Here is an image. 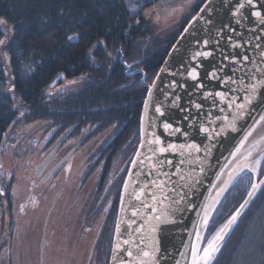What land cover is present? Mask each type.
<instances>
[{
  "label": "water",
  "instance_id": "1",
  "mask_svg": "<svg viewBox=\"0 0 264 264\" xmlns=\"http://www.w3.org/2000/svg\"><path fill=\"white\" fill-rule=\"evenodd\" d=\"M180 1L155 6L161 13ZM255 11L264 17V0H254V7L245 0H205L151 84L143 80L139 141L120 189L108 264H191L193 246L199 249L216 207L243 171L233 173L237 163L264 149V23ZM253 87L256 98L247 104ZM263 188L251 189L236 221L223 227L220 249Z\"/></svg>",
  "mask_w": 264,
  "mask_h": 264
},
{
  "label": "trees",
  "instance_id": "2",
  "mask_svg": "<svg viewBox=\"0 0 264 264\" xmlns=\"http://www.w3.org/2000/svg\"><path fill=\"white\" fill-rule=\"evenodd\" d=\"M182 1L172 12L187 3ZM204 1L193 2L175 35L161 40L153 24L131 12L124 0H0V157L13 123L39 122L69 138L92 129L99 134L112 131L114 156L128 164L139 141V117L147 88L141 82L142 74L130 77L126 68L129 73H143L145 84L150 85L176 38ZM54 82L56 86L68 82L72 87L46 96ZM17 110L26 115L18 118ZM262 177L264 157L256 181ZM253 180L250 173H242L232 183L209 221L205 244L229 221ZM1 200L10 202L9 195H0V206H4ZM114 220L115 214L112 223ZM112 225L104 246V264L109 259ZM212 264H264V188Z\"/></svg>",
  "mask_w": 264,
  "mask_h": 264
},
{
  "label": "rangeland",
  "instance_id": "3",
  "mask_svg": "<svg viewBox=\"0 0 264 264\" xmlns=\"http://www.w3.org/2000/svg\"><path fill=\"white\" fill-rule=\"evenodd\" d=\"M156 1L157 0H124L131 12L138 13L139 18L149 21L151 24H153L155 27L154 33H156V37L161 40L170 39L173 35H175L180 25V21L182 22L185 16L188 15L190 10H188V8L193 4V2H197V0H187V3L185 5L182 4L181 8L177 9L176 12H172L171 10L170 12L167 11L165 14H159L156 6L153 5ZM178 6L179 4L175 8ZM138 22L139 21H136L135 24L137 25ZM0 27L3 28L1 23ZM67 83L68 82H60V85L56 86L57 82H54L47 89L45 95L56 96L62 91H70L72 85ZM17 112L19 113L18 118L26 115L24 114V111L17 110ZM66 134L67 133H57L56 128L52 129L49 124L39 122L27 125H21L16 122L7 129L3 141L2 154L0 157V195L3 197L8 194L10 202L9 200H1V203L4 201V206H0V264H87L82 263L79 256L81 249L87 247L88 240L87 228L82 227H75L74 229L64 231V234L69 236V244L74 243L72 249L77 253L74 255V257H68V255L72 252V250L68 247V251L65 255V257L67 256L66 258H61L63 255H60L58 257L56 256L53 260H50L48 257L47 260L49 261L44 260L45 262L43 263L39 262L38 238L35 237L36 233L33 230V224L30 225L29 223L31 220L28 221L27 216H23L21 208V204H23L25 199L32 195L30 193V187L33 174L36 172L38 166L42 164L51 150L61 140H63L64 137L66 138ZM85 134L86 131L82 132L81 137L62 141L56 156L47 165V170L50 169L49 171L52 172L50 175V184H48V190L51 189L55 196H58L59 193H63L61 197H68L70 195L68 192L75 191L77 187L82 184L86 187V190L88 187L90 191L93 189V187H95L97 182V176L95 174L94 177H87L84 179L86 172L90 169V163H88V161L100 146L102 147L106 142L109 141V133H101L102 135H99V139L96 141L97 143L94 144L93 148L87 151L85 156L78 157L79 159H82V166H76L73 168L77 163V158L70 157L69 161H67L62 167H59L63 163L59 162V159L71 150L72 153L74 151L76 152L78 144L82 142ZM98 143H100V146ZM81 152L82 151L78 153ZM251 153L252 152H249L246 157ZM263 157L264 149H261L257 154H255L254 161L255 163L256 161H259V164H256L254 170H252V174L247 169L241 172V174L250 173L254 177L252 184L258 183L263 178L262 177L259 181H256V176L258 175L260 163ZM72 160L74 161L72 162ZM56 166L58 167L56 168ZM70 166L73 167L70 168ZM120 167L121 165L119 164L117 158L114 157V162L112 163L113 172L110 176V180L113 179L114 174L119 170ZM41 169L43 168L41 167ZM241 174H238L235 180ZM41 175L44 176V172H42ZM37 180L32 191H34L37 197H39V193L44 190V187L40 185V183H37ZM235 180H233V182ZM55 182L56 185L54 184ZM233 182H231L230 186ZM238 183H241V181H238ZM251 189L252 186L250 187V190ZM85 199L86 195L82 194L81 198L77 201V204L74 207L75 213H78V210L80 211L83 209ZM5 202L7 206L5 205ZM69 203L70 198H63L59 201L57 200L55 205L57 207L60 206V210L62 211V208L67 206ZM9 205H11V209L9 208ZM83 241H85V243L79 246V243ZM207 243L205 244L204 240H202L199 249L202 250L203 247L207 245ZM46 250L47 246L45 248V252Z\"/></svg>",
  "mask_w": 264,
  "mask_h": 264
},
{
  "label": "flooded vegetation",
  "instance_id": "4",
  "mask_svg": "<svg viewBox=\"0 0 264 264\" xmlns=\"http://www.w3.org/2000/svg\"><path fill=\"white\" fill-rule=\"evenodd\" d=\"M158 1V0H157ZM156 1V2H157ZM185 3L187 0H183ZM154 2L153 5H156ZM179 4V3H178ZM180 5V4H179ZM173 8L164 7L161 10V14H165L168 10ZM129 68V67H128ZM127 70V69H126ZM126 71V74L130 77L135 76L137 74H142L141 82L145 83V76L140 71L129 73ZM84 132V131H82ZM82 132L74 137H64L52 150V156L48 160L47 164L43 169H41L44 161L47 159L49 154L46 156L45 160L38 166L36 172L32 176L31 183V191L34 189L37 183H40L44 187V190L39 193V197L34 193V191H30L32 194L29 198H26L23 204H21L22 214L23 216H27L28 221H30V225L33 224V230L35 231V237L38 238L39 248H38V261L45 262L48 257L50 260H53L56 256H61L64 258L68 247L72 250V252L68 255V257L72 258L77 253L74 252L72 246L74 243L69 244V236L64 234L65 230H71L75 227L87 228L88 232V240L87 247L81 249L80 251V261L82 263L87 264H104L106 260L103 258L106 254V248L104 247L107 242L108 233L111 230L114 231L115 220L112 223L111 218L112 215L115 214L118 206V200L120 195V189L122 183L124 181L128 166V164H123V159H119L118 162L121 165L119 170L114 174L113 179L110 180V176L112 174V163L114 162V149H113V139L114 132L106 131L105 133L110 134L109 141L106 142L102 147L99 144V149L94 153V155L89 159L88 163H90V169L86 172L84 177H94V174L97 176V182L95 187L90 191L89 188L82 185L78 186L75 191L68 192L70 195L68 197H61L63 193H59L58 196L54 195V192L49 189L48 184H50V175L52 172L47 170V165L53 160L56 156L58 149L62 143V141H67L66 139H72L81 137ZM99 135H102L99 132L97 133L95 129L90 131H86L82 142L78 144L77 151L72 153V150L67 152L63 157L59 159V162H63L62 167L67 161L71 158H77V163L73 166H82V159H79L80 156H85L87 151L93 148L96 141L99 139ZM82 151L81 153H78ZM77 154V157H76ZM132 159V158H131ZM74 160H72L73 162ZM71 162V163H72ZM92 165V166H91ZM56 166V168L58 167ZM53 168V169H56ZM63 170V169H62ZM71 170V169H70ZM69 170V171H70ZM73 170V169H72ZM125 171V172H124ZM44 172V176L41 175ZM124 174V175H123ZM43 176V177H42ZM122 178V180H121ZM120 182V187L118 189V181ZM56 185V182L54 183ZM58 185V184H57ZM51 187V186H50ZM118 189V192H117ZM86 195L84 207L82 210H78V213H75L74 207L77 204V201L81 198V196ZM31 198V199H30ZM69 199L70 203L67 206L60 210V206H56V201L61 199ZM28 206V207H27ZM86 224V225H85ZM54 228V229H53ZM33 233V232H32ZM94 233V234H93ZM93 234V235H92ZM34 235V234H33ZM113 236V232H112ZM93 237V240H92ZM35 238V239H37ZM75 240V239H73ZM72 240V241H73ZM68 241V242H67ZM112 242V240H111ZM85 241L80 242L79 246L84 244ZM76 244V243H75ZM78 245V244H77ZM47 246V250L45 252V248ZM111 249V247H110ZM110 255V254H109ZM67 257V256H66ZM65 257V258H66ZM60 258V259H61ZM108 264V260L107 263Z\"/></svg>",
  "mask_w": 264,
  "mask_h": 264
},
{
  "label": "snow or ice",
  "instance_id": "5",
  "mask_svg": "<svg viewBox=\"0 0 264 264\" xmlns=\"http://www.w3.org/2000/svg\"><path fill=\"white\" fill-rule=\"evenodd\" d=\"M245 2L247 3V5H249L250 7H254V0H245ZM239 7L240 8H243L244 7V3H240L239 4ZM205 9H201V11H204ZM239 9H237L238 11ZM252 15L257 17V18H260V22L261 23H264V17H261V13L259 11H255V12H252ZM195 19V18H194ZM69 39H74V37H69ZM197 55H204V56H207L208 53H197ZM245 60H247L248 58L245 56L244 57ZM235 62V61H233ZM216 71L217 70H214L211 74L212 78H215L216 76ZM192 75V78L195 79L196 78V72L193 71L191 73ZM262 83H264V81H262ZM256 91L257 89L255 87H253L251 89V92L249 93V99L246 101L247 104H253L254 103V100H255V94H256ZM218 95H221L218 93ZM200 106L197 105V108H199ZM240 109L243 110V108L245 107V104H241L239 105ZM157 112L160 111L159 108L156 109ZM262 119H264V117H262ZM165 127H168L167 125H165ZM201 132L204 131L203 128L200 129ZM199 150V149H197ZM256 164H259V161H256ZM261 185H264V180H261L260 181V184H256V183H253L252 184V189H259L261 187ZM254 195L253 191H249L248 192V196L249 197H252ZM248 203V201H245L244 204H241L240 205V209H237V213L234 214L232 216V218L229 220V225L234 223L237 219V216L240 214V210L245 208L246 204ZM159 219V218H157ZM205 223H207V221H205ZM222 233H224V229L221 228L219 230V232L211 239L208 241L207 245L203 247L202 250L196 248L195 246H193L192 248V261H191V264H212V261L214 260L215 258V255L216 253H218L220 251V247L219 245L217 244V241H222L223 240V235ZM144 255H148V253H145Z\"/></svg>",
  "mask_w": 264,
  "mask_h": 264
},
{
  "label": "bare ground",
  "instance_id": "6",
  "mask_svg": "<svg viewBox=\"0 0 264 264\" xmlns=\"http://www.w3.org/2000/svg\"><path fill=\"white\" fill-rule=\"evenodd\" d=\"M253 154H254V153H252V154H250V156L245 157V158H243L242 160H240V161L237 163V165H236V167H235L233 173H235L236 171L238 172V171H240V170H244V169H247V170H254V168H255V166H256V163H255V161H254L255 154H254V157H253ZM231 174H232V173H231ZM229 175H230V174H227V175L224 177V179L220 182V184L217 186L216 190L214 191V193H213V196H214V197H213L214 202H216V201L218 200V198L220 197V195L223 193L224 188H225L227 182L230 180V179H229V178H230ZM216 199H217V200H216ZM217 243H218V241H217Z\"/></svg>",
  "mask_w": 264,
  "mask_h": 264
}]
</instances>
